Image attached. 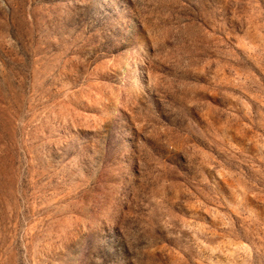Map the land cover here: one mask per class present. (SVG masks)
Instances as JSON below:
<instances>
[{"label": "rangeland", "instance_id": "rangeland-1", "mask_svg": "<svg viewBox=\"0 0 264 264\" xmlns=\"http://www.w3.org/2000/svg\"><path fill=\"white\" fill-rule=\"evenodd\" d=\"M0 264H264V0H0Z\"/></svg>", "mask_w": 264, "mask_h": 264}]
</instances>
